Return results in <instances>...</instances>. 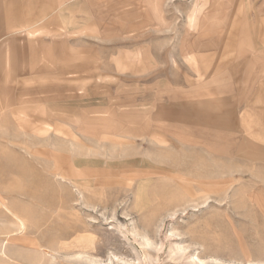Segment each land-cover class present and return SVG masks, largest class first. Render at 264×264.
Masks as SVG:
<instances>
[{
  "label": "rangeland",
  "instance_id": "374dc122",
  "mask_svg": "<svg viewBox=\"0 0 264 264\" xmlns=\"http://www.w3.org/2000/svg\"><path fill=\"white\" fill-rule=\"evenodd\" d=\"M3 2L0 264L264 262V0Z\"/></svg>",
  "mask_w": 264,
  "mask_h": 264
},
{
  "label": "bare ground",
  "instance_id": "6f19581e",
  "mask_svg": "<svg viewBox=\"0 0 264 264\" xmlns=\"http://www.w3.org/2000/svg\"><path fill=\"white\" fill-rule=\"evenodd\" d=\"M7 210L9 212H11V210H9L7 208ZM13 214V213H12ZM15 216V215H14ZM17 217V216H15ZM19 220V230L21 231L22 229H24L26 226H25V222L21 219V218H18ZM23 231V230H22ZM181 234H177V233H174V232H171L170 233V236H179L178 238L180 239ZM143 238V243L146 244V245H153L152 243V240L149 238V236L147 235H144L142 236ZM80 240V239H79ZM83 241V240H82ZM7 243V242H6ZM4 248V246H3ZM6 248V247H5ZM1 249V254L4 256V257H7V250L6 249ZM177 250L181 253V254H184V255H187L188 259L196 264H204L205 263V259L201 258L199 256V252L197 251V249L195 248V250H191V245H186V244H183V243H178L177 244ZM79 255H82V256H86L92 263L94 264H111V263H104L102 262L101 260L99 261L98 259L94 258L93 256H89V254H86L85 252H80ZM248 264H264V262H254V261H250Z\"/></svg>",
  "mask_w": 264,
  "mask_h": 264
},
{
  "label": "crops",
  "instance_id": "0c3cea01",
  "mask_svg": "<svg viewBox=\"0 0 264 264\" xmlns=\"http://www.w3.org/2000/svg\"><path fill=\"white\" fill-rule=\"evenodd\" d=\"M4 0H0V8H2L4 6ZM18 20H20V22H16V25H19V24H22V19H23V16H22V13H20V17L17 18ZM15 23V22H14ZM6 207V210L8 208V206H5ZM9 210H11V212H13L12 209L8 208Z\"/></svg>",
  "mask_w": 264,
  "mask_h": 264
}]
</instances>
